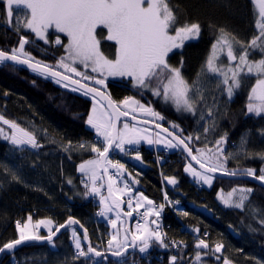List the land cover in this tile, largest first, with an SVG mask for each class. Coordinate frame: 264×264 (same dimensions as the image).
I'll return each mask as SVG.
<instances>
[{
  "label": "snow or ice",
  "instance_id": "obj_1",
  "mask_svg": "<svg viewBox=\"0 0 264 264\" xmlns=\"http://www.w3.org/2000/svg\"><path fill=\"white\" fill-rule=\"evenodd\" d=\"M250 2L255 9L251 37L241 39L224 25L210 24V48L194 77L187 78L184 50L191 41L201 38L203 26L199 20L186 18V14L182 19L180 5L174 6L170 0H0L5 23L18 36L17 43L0 47V67L12 71L26 68L35 78L91 99V108L79 117L91 139L76 143L71 139H50L47 128L34 123L22 125L0 114V141L10 146L4 160H0V190L14 182L43 191L25 182L24 162L34 157L31 168L39 167L42 153L47 154L44 140L58 144L69 160L73 151L90 152V158L76 165L83 189L76 194L85 200H98L96 216L112 229L107 233L106 247L103 233L100 244L94 246L88 229L74 215L58 222L51 216L34 220L29 214L26 220L15 221L14 238L0 243V264H20L17 251L29 242H46L54 251L56 240L66 233L74 264H126L129 249L148 258L157 248L169 253L167 264H213V260L216 264H235L231 257L223 255L224 242H210V233H202L198 226L191 229L195 235L193 254L188 259V243L167 238L161 224L165 209L184 217L189 212L180 208V200L167 190L157 203L134 189L140 181L133 178L125 162L114 158L119 153L143 165L141 145L156 147L158 153L161 149L181 151L184 172L201 187L211 188L216 173L259 181L253 187H234L226 195L220 190L217 200L224 209L238 210L240 225L249 233L264 238V202L252 199L256 187L264 190V166L258 170L228 168L229 160L241 153L259 158L264 165V151L249 153L248 137L242 135L235 151L229 152V134L220 133L218 123L234 97L252 80L240 115L264 121V0ZM222 6L230 7L227 0ZM16 10H23L24 15L17 16L13 23ZM32 47L39 48L43 58L33 55ZM105 48L109 51L105 52ZM177 56L178 63H172ZM110 77L120 78L130 86L132 94L113 99L106 84ZM32 82L34 86L38 83L37 79ZM210 84L215 87L209 93ZM3 95L7 97L9 93L5 91ZM154 105H159V110ZM169 112H174L176 118L169 119ZM189 118L196 127L186 129L178 122ZM146 125H151L152 130ZM257 131L264 139V127ZM209 136L213 139L209 140ZM160 159L157 155L158 163ZM140 175L137 171L136 176ZM162 178L167 182L163 188L178 187L175 176L162 173ZM66 183L74 186L71 177ZM125 203L127 209L122 207ZM134 213L140 222L134 229L125 227V218H132ZM76 226L83 230L82 236ZM229 228L239 235L233 225L229 224ZM244 259L264 264V249L259 257L245 255Z\"/></svg>",
  "mask_w": 264,
  "mask_h": 264
},
{
  "label": "trees",
  "instance_id": "obj_2",
  "mask_svg": "<svg viewBox=\"0 0 264 264\" xmlns=\"http://www.w3.org/2000/svg\"><path fill=\"white\" fill-rule=\"evenodd\" d=\"M170 2L174 6L180 5L182 19L185 18L183 14H186V18L199 20L203 26L201 38L191 41L184 50L186 61L184 71L187 78L194 77L210 48L212 40L210 24L224 25L241 39L250 38L254 30L255 9L250 0H227L230 7L222 6L223 0H170ZM5 19L6 16L0 7V47L11 46L18 42V36L8 28ZM15 20L13 19L12 22L15 23ZM30 51L37 58H43L39 48L32 47ZM104 51L108 52L109 49L105 48ZM256 55L259 56V53ZM178 60V56L174 57L172 63L177 64ZM33 79L38 81L36 86L33 85ZM250 83H254V80L246 82L245 89L238 92L234 97V102L227 106L226 114L218 120L219 132L226 131L229 134L227 145L229 152H233L235 146L240 144L242 135L248 137L249 153L264 151V139L257 131L260 127H264V121L258 118L248 120L240 115ZM106 84L108 94L113 99H122L125 95L132 94L128 90L130 86L123 81H108ZM214 87V84L208 85L209 93L214 90ZM5 91L9 93L7 97L3 95ZM208 100L211 103L210 94ZM154 106L159 110V105ZM90 108V98L61 89L50 81L35 78L25 69L12 71L9 68L0 67V114H4L6 118L15 119L22 125L34 123L38 127L47 128L51 134L50 139L55 138L57 141L64 139L65 142L71 139L73 143L81 139H91L86 126L79 119ZM168 118H176V114L169 112ZM178 122L186 129L196 127L195 121L191 118ZM208 139L212 140L213 137L209 136ZM42 142L45 144L44 153L47 154L42 153L39 167L35 170L31 168L34 157L24 162L26 165L24 180L29 185L43 188V191H34L30 187H25L24 184L14 182L0 190V243L14 238L15 221L25 220L29 214L34 220L51 216L58 222H63L71 214L86 226L91 243L94 246L100 244L101 234H104V239L109 230L103 222L95 221L94 210L98 209L96 199L85 200L76 194L78 189L83 191L80 186L79 173L76 172V165L83 159L90 158V152L73 151L72 159L69 160L68 153L64 152L58 144H52L49 140ZM8 147L10 146L6 142L0 141V160H4ZM141 148L142 158L145 161L143 165L132 162L127 157L115 156L125 162L133 178L140 181L139 184L134 185V188L143 191L148 198L159 203L163 192L167 190L171 197L183 203L184 210L189 212L188 216L174 217L166 213L163 221L169 240H183L188 243L189 249L185 259L193 254L191 246L194 241L187 232L180 230L182 225L191 228L198 226L202 233H210L208 237L210 242L223 241L225 244V249L222 250L223 255L231 257L235 264H253L244 257L245 255H261V250L264 249V238L254 236L248 232L247 228L242 227L240 225L241 214L238 210L224 209L217 200V192L223 190V194L226 195L234 187L256 185L245 181L214 179L211 188L200 187L184 172L185 159L180 151L174 150L168 152L166 156H160L158 163L150 149L144 145ZM261 166L264 165L261 164L259 158L252 159L243 153L228 162L230 170L245 167L258 170ZM137 171L141 173L139 177L136 176ZM162 173L177 178L178 187L175 190L171 185H167L166 189L162 187L167 183L163 180ZM69 177L73 179L74 186L66 183ZM2 179V170H0V180ZM69 196L72 199H69ZM252 199L257 203L264 202V190L256 187ZM229 224L235 227L239 235L229 228ZM238 248L243 251L237 252ZM72 252L73 249L70 247L66 233L56 240L54 251H51L47 244H29L18 249L17 259L20 264H74L71 259ZM168 254L167 250L158 248L153 250L148 258L142 257L138 252H132L126 256V264H167ZM213 264H216L214 260Z\"/></svg>",
  "mask_w": 264,
  "mask_h": 264
},
{
  "label": "water",
  "instance_id": "obj_3",
  "mask_svg": "<svg viewBox=\"0 0 264 264\" xmlns=\"http://www.w3.org/2000/svg\"><path fill=\"white\" fill-rule=\"evenodd\" d=\"M25 70H27L26 68H24ZM28 71V70H27ZM146 127H149L150 130H152V126L151 125H146ZM155 131H158V129H156ZM181 152V151H180ZM184 156V155H183ZM199 166L197 165V168ZM215 176L217 177L216 179H221V180H226V181H245V182H248V183H252L254 185H259V181H253L250 177H231V176H220L219 173H216ZM122 207L125 209V204L122 205ZM126 219V223H125V227H131L132 226V222L134 220V214H133V217L132 218H125ZM78 229H79V226H76ZM80 231V234L81 236L83 235V230L82 229H79ZM63 232V230H62ZM59 235V234H58ZM29 244H34V242H29L28 244L26 245H29ZM46 244V242L44 243ZM22 246H25V245H22ZM20 246V247H22ZM87 245H85L86 247ZM19 247V248H20ZM133 250L132 249H129V253H132ZM109 259H111V257H109Z\"/></svg>",
  "mask_w": 264,
  "mask_h": 264
},
{
  "label": "built area",
  "instance_id": "obj_4",
  "mask_svg": "<svg viewBox=\"0 0 264 264\" xmlns=\"http://www.w3.org/2000/svg\"><path fill=\"white\" fill-rule=\"evenodd\" d=\"M155 156H157L156 153H155ZM162 199H163V197H162ZM162 199H161V201H162ZM161 201H160V202H161ZM179 207L182 208V209L184 210V205H183V203H182L181 201H180V205H179ZM97 211H98V209L94 210V216H95V219H99V218H100V217H97V216H96V212H97ZM166 213L172 214V215H174V217L179 216V215H177V213H176L174 210H172V209H170V208H166V209H165V212L162 214V220H161L162 228H163L164 231H165V229H164V221H163V220H164V216H165ZM140 220H141V218L137 215V216L135 217V220L133 221V225L135 226L137 222H140ZM180 229H181V230H185V231H187L188 234H189V235L192 237V239H193V236H194L195 234L191 232V229H192V228L185 227V226H181ZM165 232H166V231H165ZM167 238H168V236H167ZM106 240H107V239H104V241H105V244H104V245H106Z\"/></svg>",
  "mask_w": 264,
  "mask_h": 264
},
{
  "label": "rangeland",
  "instance_id": "obj_5",
  "mask_svg": "<svg viewBox=\"0 0 264 264\" xmlns=\"http://www.w3.org/2000/svg\"><path fill=\"white\" fill-rule=\"evenodd\" d=\"M20 11H23V10H16V11H14V18L13 19H16V17L17 16H19V17H21V18H23V15H24V13L23 12H20ZM108 81H121L120 80V78H112V77H110L109 79H108ZM108 81H106V82H108ZM148 119H150V117H148ZM147 146V145H146ZM149 147V146H148ZM161 150H163V149H161ZM160 150V151H161ZM169 152H173L174 150H168ZM235 150H233V152H234ZM116 154H118L119 155V153H116ZM115 154V155H116ZM129 158V157H128ZM130 159V158H129ZM188 175V174H187ZM189 176V175H188ZM190 177V176H189ZM191 178V177H190ZM192 179V178H191ZM192 181H193V179H192ZM194 182V181H193ZM195 183V182H194ZM196 184V183H195ZM197 185V184H196ZM197 186H200V185H197ZM201 187V186H200ZM202 187H204V188H207V189H209V187L208 186H202ZM96 203L98 204V200H96ZM126 204V203H125ZM125 209H127V204H126V207H125ZM141 211H143V209H141ZM134 214H136V213H134ZM28 217V216H27ZM27 217H26V219H27ZM25 219V220H26ZM101 222H103V223H105V225L107 226V228L109 229V231H112V229H110L109 227H108V224H107V221H105L103 218H101ZM134 227L135 226H133L132 228L134 229ZM41 232H44V233H46L45 232V230L44 229H41ZM260 255H257V257H259Z\"/></svg>",
  "mask_w": 264,
  "mask_h": 264
},
{
  "label": "crops",
  "instance_id": "obj_6",
  "mask_svg": "<svg viewBox=\"0 0 264 264\" xmlns=\"http://www.w3.org/2000/svg\"><path fill=\"white\" fill-rule=\"evenodd\" d=\"M109 230V229H108ZM46 234V233H45Z\"/></svg>",
  "mask_w": 264,
  "mask_h": 264
}]
</instances>
